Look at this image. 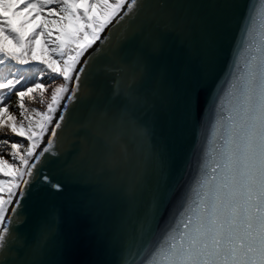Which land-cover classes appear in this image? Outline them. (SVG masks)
Masks as SVG:
<instances>
[{"label":"snow or ice","instance_id":"snow-or-ice-1","mask_svg":"<svg viewBox=\"0 0 264 264\" xmlns=\"http://www.w3.org/2000/svg\"><path fill=\"white\" fill-rule=\"evenodd\" d=\"M239 7L0 0V64L35 61L41 73L33 86L0 82V264H264V46L232 84L217 162L182 229L164 238L168 223L158 211L183 142L203 137L205 98ZM37 18L38 28L25 30ZM250 19L251 9L241 32ZM70 24L66 45L60 37ZM121 24L119 39L102 42L99 63L81 60ZM41 36L53 58L35 56ZM174 39L189 58L171 57ZM77 41L84 43L72 47ZM105 81L116 85L111 95ZM57 171L63 179L54 182ZM146 196L151 207L141 211ZM22 214L35 215V226L18 233Z\"/></svg>","mask_w":264,"mask_h":264},{"label":"water","instance_id":"water-1","mask_svg":"<svg viewBox=\"0 0 264 264\" xmlns=\"http://www.w3.org/2000/svg\"><path fill=\"white\" fill-rule=\"evenodd\" d=\"M193 2H210V0H193ZM240 5L234 10L233 24L227 34L223 44V50L216 60L212 73L211 87L206 95V109L202 111V118H206L205 131L203 137L189 135L183 142L178 159L175 161V172L165 183L163 199L165 206L158 211H162L163 220L168 223V229L164 238L177 229H182V224L187 220L189 210L194 207L197 193L206 178L211 176V169L218 159L220 146L223 144L224 127L227 124V106L232 91V84L239 73L243 70L244 63L255 53L257 47L264 46V0H233ZM251 9V19L247 28L241 32L243 21L241 17H247ZM116 21H113L115 24ZM112 27V25H109ZM127 25L121 24L112 33L107 29L101 33V40L93 45L85 53V58H92L100 62L102 57V42L107 39H119L126 30ZM251 45V47H250ZM170 55L173 59L181 60L189 58L190 54L180 46L177 40L170 43ZM89 53L91 57H89ZM80 65H78L79 67ZM104 89L106 94L111 95L116 90V85L110 81H105ZM215 96V103L208 111V104ZM219 113V115H218ZM223 117L224 119H221ZM55 147V143H54ZM47 172V169L44 170ZM63 179V174L57 171L53 176V181ZM73 191L79 188L73 186ZM57 201H54L56 203ZM35 201L29 203V209L35 210ZM151 207V200L146 196L143 200L141 211ZM48 209H44L47 211ZM118 211V209H114ZM13 214H9V220ZM27 219V223L24 220ZM35 215L24 217L23 214L17 224L18 233L35 226ZM7 221L5 226H7ZM142 253V249H140ZM140 259L139 256L136 257Z\"/></svg>","mask_w":264,"mask_h":264},{"label":"rangeland","instance_id":"rangeland-1","mask_svg":"<svg viewBox=\"0 0 264 264\" xmlns=\"http://www.w3.org/2000/svg\"><path fill=\"white\" fill-rule=\"evenodd\" d=\"M8 15H11V13H7ZM23 19V17H21ZM42 22V18H37L36 20H33L31 23L25 26V30L31 31L38 28V25ZM53 29V39H55L57 35L58 29H60V25H52ZM74 32V27L70 24L65 29V34L61 35V39L65 42V44H69L71 41L69 39V36L67 33ZM87 39V38H86ZM67 42V43H66ZM10 48L14 51H22L19 46L17 48H14L11 41L5 42ZM75 43H80L77 47L82 46L84 41H77ZM74 43L72 44V47H74ZM42 47V50H41ZM52 47V45H46L44 38L41 36L38 38V43L35 45V56L40 58H53L50 56L49 49ZM67 49H65L66 51ZM0 59H3V57H0ZM9 78H23L24 81H27L26 86H33L34 83L40 82L41 80V73H40V66L37 64V62L33 61L29 65H19L15 61L9 62L5 60L4 63L0 64V82H6ZM4 90H0V95H4ZM11 171V170H9ZM3 174L0 173V176Z\"/></svg>","mask_w":264,"mask_h":264},{"label":"trees","instance_id":"trees-1","mask_svg":"<svg viewBox=\"0 0 264 264\" xmlns=\"http://www.w3.org/2000/svg\"><path fill=\"white\" fill-rule=\"evenodd\" d=\"M70 43H71V42H70ZM79 44H80V43H74V45H75L74 47H77ZM66 45H67V44H66ZM6 46L10 48V46H8L7 44H6ZM13 47H14V48H17V45L14 44ZM65 49H66V48H65ZM41 50H42V47H41Z\"/></svg>","mask_w":264,"mask_h":264},{"label":"bare ground","instance_id":"bare-ground-1","mask_svg":"<svg viewBox=\"0 0 264 264\" xmlns=\"http://www.w3.org/2000/svg\"><path fill=\"white\" fill-rule=\"evenodd\" d=\"M96 11H97V14H99V10L97 9ZM37 95H38V93H37ZM13 99H14V97H13ZM29 103H30V102H29Z\"/></svg>","mask_w":264,"mask_h":264},{"label":"built area","instance_id":"built-area-1","mask_svg":"<svg viewBox=\"0 0 264 264\" xmlns=\"http://www.w3.org/2000/svg\"><path fill=\"white\" fill-rule=\"evenodd\" d=\"M52 27V26H51Z\"/></svg>","mask_w":264,"mask_h":264}]
</instances>
